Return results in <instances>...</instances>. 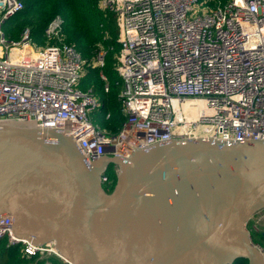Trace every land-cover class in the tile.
I'll list each match as a JSON object with an SVG mask.
<instances>
[{"label":"built area","instance_id":"built-area-1","mask_svg":"<svg viewBox=\"0 0 264 264\" xmlns=\"http://www.w3.org/2000/svg\"><path fill=\"white\" fill-rule=\"evenodd\" d=\"M210 1L100 0L113 12L121 44L126 119L113 134L91 119L101 102L78 87L85 59L64 40L62 17L47 24L44 43L30 28L9 40L2 24L23 3L0 0V121L37 119L38 125L64 127L81 138L91 160L128 156L167 138L264 139V0ZM105 54L97 50L96 65H104ZM12 223L11 215L0 216V238L22 242L27 256L60 258L53 242L15 237ZM256 244L264 255V243Z\"/></svg>","mask_w":264,"mask_h":264},{"label":"water","instance_id":"water-1","mask_svg":"<svg viewBox=\"0 0 264 264\" xmlns=\"http://www.w3.org/2000/svg\"><path fill=\"white\" fill-rule=\"evenodd\" d=\"M71 133L0 121V216L15 237L53 242L70 264H264L248 229L264 210L263 138H167L91 160Z\"/></svg>","mask_w":264,"mask_h":264},{"label":"trees","instance_id":"trees-1","mask_svg":"<svg viewBox=\"0 0 264 264\" xmlns=\"http://www.w3.org/2000/svg\"><path fill=\"white\" fill-rule=\"evenodd\" d=\"M23 8L3 24L4 34L9 40H18L25 28H30L37 43L46 42L44 29L50 20L60 15L63 19L64 40L76 48L85 59V72L78 87L91 90L101 102V106L91 113V119L98 122L109 133H117L125 115L121 109L120 91L122 78L118 71V54L121 44L113 12L102 9L100 0H20ZM226 1V0H221ZM209 5L214 6L212 0ZM53 43L54 40H48ZM106 51L104 65L95 64L98 49ZM104 74L105 78L101 76ZM108 85V90L105 85ZM104 176V187L112 191L117 180L114 164L108 166ZM254 225V222H253ZM254 242L264 243V231L258 232ZM22 242L11 244L8 236L0 238V264H68L56 255L27 256ZM232 264H248L247 259L238 258Z\"/></svg>","mask_w":264,"mask_h":264},{"label":"rangeland","instance_id":"rangeland-1","mask_svg":"<svg viewBox=\"0 0 264 264\" xmlns=\"http://www.w3.org/2000/svg\"><path fill=\"white\" fill-rule=\"evenodd\" d=\"M262 214H264V210H261V211H259V212H257L251 219H250V221H253L254 220V225L252 224V226L251 225H248V229L250 230V231H252L251 230V227L252 228H255V229H257L258 230V232H262V231H264V217L262 216ZM262 217V218H261ZM249 221V222H250ZM251 226V227H250ZM252 233V232H251ZM257 236H258V234H257ZM256 236V237H257ZM254 237V236H253ZM259 237V236H258ZM257 237V238H258Z\"/></svg>","mask_w":264,"mask_h":264},{"label":"flooded vegetation","instance_id":"flooded-vegetation-1","mask_svg":"<svg viewBox=\"0 0 264 264\" xmlns=\"http://www.w3.org/2000/svg\"><path fill=\"white\" fill-rule=\"evenodd\" d=\"M106 170H107V169H106ZM106 170L104 171V174H105ZM104 182H107V180L104 181ZM262 216L264 217V214H262ZM261 218H262V217H261ZM253 222H254V220L248 222V225H251V226H252ZM254 224H255V223H254ZM251 226H250V227H251ZM251 230H252V231H251V232H252V238H253V236L256 237V235H257V233H258V230L255 229V228H252V227H251ZM263 235H264V234H263Z\"/></svg>","mask_w":264,"mask_h":264}]
</instances>
